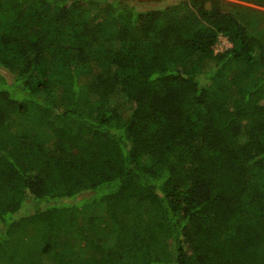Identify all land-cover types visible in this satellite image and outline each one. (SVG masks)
<instances>
[{"label":"trees","instance_id":"trees-1","mask_svg":"<svg viewBox=\"0 0 264 264\" xmlns=\"http://www.w3.org/2000/svg\"><path fill=\"white\" fill-rule=\"evenodd\" d=\"M236 1L0 0V264H264V0Z\"/></svg>","mask_w":264,"mask_h":264},{"label":"rangeland","instance_id":"rangeland-1","mask_svg":"<svg viewBox=\"0 0 264 264\" xmlns=\"http://www.w3.org/2000/svg\"><path fill=\"white\" fill-rule=\"evenodd\" d=\"M224 1H226V2H235V3H238V4H243V3H240L239 1H236V0H224ZM246 5L264 11V8H258V7H255L253 5H249V4H246ZM229 47H230V44L225 39L220 38L218 44L215 47V52H221V51L225 50V48H229Z\"/></svg>","mask_w":264,"mask_h":264}]
</instances>
